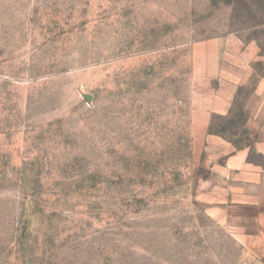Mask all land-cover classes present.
<instances>
[{"label": "rangeland", "instance_id": "obj_1", "mask_svg": "<svg viewBox=\"0 0 264 264\" xmlns=\"http://www.w3.org/2000/svg\"><path fill=\"white\" fill-rule=\"evenodd\" d=\"M260 79L264 0H0V264H264Z\"/></svg>", "mask_w": 264, "mask_h": 264}, {"label": "crops", "instance_id": "obj_2", "mask_svg": "<svg viewBox=\"0 0 264 264\" xmlns=\"http://www.w3.org/2000/svg\"><path fill=\"white\" fill-rule=\"evenodd\" d=\"M242 51V50H241ZM255 48H247L239 57V70H236L233 83L224 84L226 94L219 98V112L225 113L229 107L230 99L234 93L235 86L245 84L250 75L249 62L257 57ZM245 128L258 141L254 148L264 156V79H260L254 90L252 102L248 105V119ZM210 148H228L225 143H221L215 138L209 140ZM219 153V152H218ZM248 150L235 151L230 159L233 169L232 198L236 205L264 207V169L260 165L248 163ZM264 215V210L262 213Z\"/></svg>", "mask_w": 264, "mask_h": 264}]
</instances>
